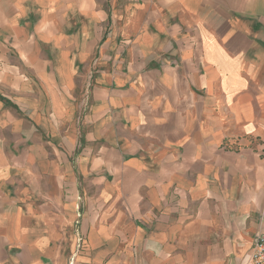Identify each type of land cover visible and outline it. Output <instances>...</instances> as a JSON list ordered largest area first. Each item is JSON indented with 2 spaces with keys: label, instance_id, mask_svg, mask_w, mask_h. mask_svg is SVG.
Here are the masks:
<instances>
[{
  "label": "crops",
  "instance_id": "0c3cea01",
  "mask_svg": "<svg viewBox=\"0 0 264 264\" xmlns=\"http://www.w3.org/2000/svg\"><path fill=\"white\" fill-rule=\"evenodd\" d=\"M264 233V0H0V264H245Z\"/></svg>",
  "mask_w": 264,
  "mask_h": 264
},
{
  "label": "built area",
  "instance_id": "2783aa9c",
  "mask_svg": "<svg viewBox=\"0 0 264 264\" xmlns=\"http://www.w3.org/2000/svg\"><path fill=\"white\" fill-rule=\"evenodd\" d=\"M245 264H264V233L257 234L253 250Z\"/></svg>",
  "mask_w": 264,
  "mask_h": 264
}]
</instances>
